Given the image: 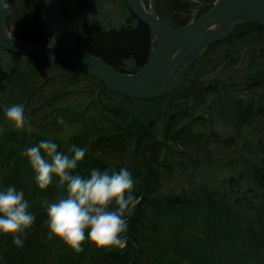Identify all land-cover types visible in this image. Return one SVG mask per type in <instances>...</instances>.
Masks as SVG:
<instances>
[{
    "label": "trees",
    "instance_id": "1",
    "mask_svg": "<svg viewBox=\"0 0 264 264\" xmlns=\"http://www.w3.org/2000/svg\"><path fill=\"white\" fill-rule=\"evenodd\" d=\"M61 1L74 38L91 54L126 74L146 64L152 32L129 8L125 24L108 28L73 17L66 0ZM215 2L157 0L156 10L178 28ZM19 6V41L52 42L39 7L32 0H19ZM80 99L87 102L75 103ZM14 104L24 105L31 132L15 130L6 119L5 109ZM60 116L67 126L57 122ZM261 116L264 28L253 22L212 44L178 90L152 100L117 95L102 81L60 62L0 48V190L14 185L23 191L36 217L22 237L23 246L0 234V264H264V140L254 151L248 145L253 153L245 162L250 166L220 185L203 181L196 187L190 182L178 185V192L169 186L177 171L190 167L194 174L205 169L212 176L211 167L222 161V147L237 145L234 136L222 137L215 120L232 121L240 135ZM41 141L56 143L57 151L69 156L73 146L86 148L75 170L83 177L93 169L111 173L127 167L131 172L137 202L127 217L125 248H98L86 238L77 254L48 238L45 201L56 202L67 192L55 178L48 189L38 187L23 153Z\"/></svg>",
    "mask_w": 264,
    "mask_h": 264
},
{
    "label": "water",
    "instance_id": "2",
    "mask_svg": "<svg viewBox=\"0 0 264 264\" xmlns=\"http://www.w3.org/2000/svg\"><path fill=\"white\" fill-rule=\"evenodd\" d=\"M32 1L42 12L53 45L19 41L16 18L19 0H0L1 49L60 62L102 81L111 92L136 100L158 99L178 90L189 69L211 45L227 40L240 25L253 22L264 28V0H217L205 14L178 28L173 27L168 17L158 15L155 0H151V9L142 0H125L130 12L152 32V48L146 64L135 74H126L76 41L61 0ZM8 18H11L10 29Z\"/></svg>",
    "mask_w": 264,
    "mask_h": 264
},
{
    "label": "clouds",
    "instance_id": "3",
    "mask_svg": "<svg viewBox=\"0 0 264 264\" xmlns=\"http://www.w3.org/2000/svg\"><path fill=\"white\" fill-rule=\"evenodd\" d=\"M5 115L15 130L31 132L23 104L7 107ZM57 122L67 126L62 116L57 117ZM57 148L52 141H41L23 153L41 190L48 189L54 178L66 188V197L52 203L45 201L48 238L62 241L77 254L83 251L86 238L98 248H125L128 243L127 217L133 214L137 202L131 172L127 167L111 173L93 169L86 178L75 174V170L87 149L73 146L69 156L58 152ZM28 209L23 191H17L14 185L0 190V234L11 235L18 247L23 246L22 237L36 220Z\"/></svg>",
    "mask_w": 264,
    "mask_h": 264
},
{
    "label": "rangeland",
    "instance_id": "4",
    "mask_svg": "<svg viewBox=\"0 0 264 264\" xmlns=\"http://www.w3.org/2000/svg\"><path fill=\"white\" fill-rule=\"evenodd\" d=\"M124 1L125 0H66V5L75 18L99 23L108 28H119L125 24L129 16V10ZM142 1L144 2V0ZM190 1L193 3L195 2V0ZM155 3H157V0H155ZM151 4V0H148V3L145 4L146 8L151 9ZM49 44L53 45V41ZM7 59L8 58L5 57V60ZM80 86L82 87L83 84ZM86 102L87 99L75 101V103ZM32 109H29L27 112L30 113L33 111ZM202 110H200V112ZM202 114H204V111ZM205 116L210 117V115ZM215 123V128L221 133L222 137L234 136L237 145L234 146V148L228 147V145L222 147V155L221 158L219 157L222 161L216 162V164L211 167L212 172H214L212 176L207 173L205 169H203L201 173L197 172V174L192 173L191 167L183 171H177V174L170 180V184L168 183L171 187L170 190L173 189L175 192H178L180 187L178 185L190 184V182H193V185L196 187L203 181L210 182L213 186L216 184L220 185V183L226 181L230 174H237L239 171L243 170V166H250V161L245 162L249 160L248 156L253 153L249 146L252 145V151H254L257 148L258 141L264 140V116L256 120L254 119L253 124L248 126L240 135L234 131L232 126L233 122L230 120H215ZM231 161L232 163L229 164ZM203 172L204 174H202ZM245 175H247L246 172Z\"/></svg>",
    "mask_w": 264,
    "mask_h": 264
},
{
    "label": "built area",
    "instance_id": "5",
    "mask_svg": "<svg viewBox=\"0 0 264 264\" xmlns=\"http://www.w3.org/2000/svg\"><path fill=\"white\" fill-rule=\"evenodd\" d=\"M216 1H217V0H216ZM194 15H195V13H194ZM194 20H195V19H194ZM194 20H193V21H194ZM191 22H192V21H191Z\"/></svg>",
    "mask_w": 264,
    "mask_h": 264
},
{
    "label": "bare ground",
    "instance_id": "6",
    "mask_svg": "<svg viewBox=\"0 0 264 264\" xmlns=\"http://www.w3.org/2000/svg\"><path fill=\"white\" fill-rule=\"evenodd\" d=\"M175 5V4H174ZM173 6V5H172ZM192 14H194V13H192Z\"/></svg>",
    "mask_w": 264,
    "mask_h": 264
}]
</instances>
